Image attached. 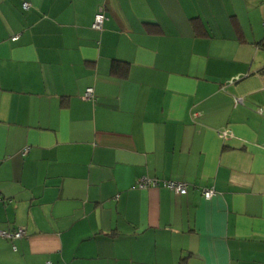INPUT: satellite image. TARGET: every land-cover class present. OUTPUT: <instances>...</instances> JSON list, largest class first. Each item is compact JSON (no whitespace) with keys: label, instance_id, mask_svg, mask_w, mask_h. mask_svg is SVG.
<instances>
[{"label":"crops","instance_id":"1","mask_svg":"<svg viewBox=\"0 0 264 264\" xmlns=\"http://www.w3.org/2000/svg\"><path fill=\"white\" fill-rule=\"evenodd\" d=\"M263 43L264 0H0V264H264Z\"/></svg>","mask_w":264,"mask_h":264},{"label":"built area","instance_id":"2","mask_svg":"<svg viewBox=\"0 0 264 264\" xmlns=\"http://www.w3.org/2000/svg\"><path fill=\"white\" fill-rule=\"evenodd\" d=\"M28 4L25 3L24 7H27ZM107 19V16L99 11L95 14L92 27L94 29L100 30L103 27V24L105 20ZM13 39H16L14 37ZM85 98L89 99L92 98V90L87 89L85 93ZM241 102L240 98H235V103ZM136 185L139 188H149V187H156V186H163L165 188H168L172 191H174L176 194L184 195L188 191V185L183 183V182H177V181H171V180H165V179H156V178H150V177H141ZM202 194L206 198H210L214 194V189L209 188V189H203ZM25 235V230L23 228H18L16 231L13 232H8V231H0V236L4 237L5 239L12 240V239H17L21 238ZM44 264H53L51 261H46Z\"/></svg>","mask_w":264,"mask_h":264},{"label":"trees","instance_id":"3","mask_svg":"<svg viewBox=\"0 0 264 264\" xmlns=\"http://www.w3.org/2000/svg\"><path fill=\"white\" fill-rule=\"evenodd\" d=\"M264 44V43H263ZM118 66V68L120 67V66H123V65H121V64H119L118 63V65H114L113 66V73L115 74V73H117V67ZM119 72H121V70H119ZM259 73H261V74H263L264 75V66L259 70Z\"/></svg>","mask_w":264,"mask_h":264}]
</instances>
